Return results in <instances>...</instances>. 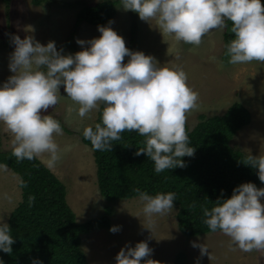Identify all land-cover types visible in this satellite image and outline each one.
I'll use <instances>...</instances> for the list:
<instances>
[{
    "label": "clouds",
    "instance_id": "9594fccd",
    "mask_svg": "<svg viewBox=\"0 0 264 264\" xmlns=\"http://www.w3.org/2000/svg\"><path fill=\"white\" fill-rule=\"evenodd\" d=\"M121 7L138 13L143 21L155 20L164 34L177 42L201 45L213 30L224 29L231 22L235 38L226 45L229 64L252 61L264 63V4L261 0H121ZM101 35L89 41L77 38L79 45L89 44L75 54H62L54 41L46 45L33 36L15 35V49L10 55L12 73L0 86V123L12 134V154L17 160L41 159L49 170L56 167L71 145L63 149L55 136L63 135L61 123L44 114L66 96L78 107L72 109L81 118L93 110H102V123L86 126L83 136L93 150L112 151L113 141L121 133L137 132L145 137V146L135 155H146L154 170L185 167L182 157H192L186 131L187 115L199 109V94L187 84V74L178 66L166 67L154 56L131 51L124 38L109 25H98ZM125 57H129L124 63ZM211 59L215 60V57ZM222 66V65H221ZM258 169L264 183V155H248L241 160ZM139 193L145 223L154 230V216H164L174 209L175 193ZM264 187L246 182L233 189L230 198L218 199L209 210L203 208L208 228L230 238V244L243 252L264 253ZM34 197H29V204ZM138 217V216H137ZM112 226L110 231H119ZM10 227L0 220V250L12 254L15 239ZM201 256L208 254L203 243L192 242ZM152 249L146 241L135 247L126 245L116 254V264H157L149 257ZM210 258V256H209ZM33 264H42L34 260Z\"/></svg>",
    "mask_w": 264,
    "mask_h": 264
},
{
    "label": "rangeland",
    "instance_id": "374dc122",
    "mask_svg": "<svg viewBox=\"0 0 264 264\" xmlns=\"http://www.w3.org/2000/svg\"><path fill=\"white\" fill-rule=\"evenodd\" d=\"M98 1L45 0L41 5H33L30 0H11L8 5L0 1V86L12 75L9 61L15 49L12 42L15 35L21 39L33 36L45 45L54 41L57 50L62 49L64 55L90 47L87 43L79 45L76 40L87 42L99 37L98 26L81 23L72 30L80 7ZM121 6L120 1L114 17L103 25L110 23L131 51L154 56L161 66L181 68L187 74L188 86L199 94V109L187 115L188 128L198 123L201 114L221 115L233 103H241L249 110L251 120L234 134L231 144L246 155H264V63L223 62L225 28L208 33L199 46L185 44L177 42L173 35L164 34L155 20L143 21L138 13L125 11ZM128 59L125 57L124 63ZM60 93V102L44 114L59 119L70 130V133L63 130V135L55 136V140L62 149L71 145V150L64 153L51 171L64 184L67 203L78 222L98 218L106 206L111 208L109 227L80 235V247L89 264H116L115 257L121 248L135 247L140 241L148 243L153 250L149 258L158 261L157 264H171L181 251L187 254L189 264H264V253L243 252L231 245L230 238L220 231L184 235L176 224V206L167 215L153 217L156 226L151 233L143 226L145 216L139 197L112 201L103 198L97 188L92 150L80 140L84 127L94 125L97 110L81 119L72 111L78 106L66 96L62 85ZM12 139V134L0 123V150L11 149ZM19 181L17 174L0 164V220L6 223L21 198ZM261 201L264 203V198ZM112 226H119L120 230L113 233ZM193 241L203 243L208 254L201 256L200 249L192 246Z\"/></svg>",
    "mask_w": 264,
    "mask_h": 264
},
{
    "label": "trees",
    "instance_id": "16d2710c",
    "mask_svg": "<svg viewBox=\"0 0 264 264\" xmlns=\"http://www.w3.org/2000/svg\"><path fill=\"white\" fill-rule=\"evenodd\" d=\"M0 1L8 5L11 0ZM30 1L41 5L45 0ZM120 1L100 0L93 5H82L72 31L81 23L95 26L108 23ZM261 2L264 4V0ZM231 27V22H226L221 52L225 63L228 62L226 45L235 38ZM102 110L103 105L97 111L94 125L102 123ZM198 118L192 129L186 124L189 146L195 148L194 156L181 158L185 167L166 169L159 174L150 158L135 155L137 149L145 146V137L137 132L121 133V140L113 141L112 151L93 150L91 142L81 133V142L93 153L99 194L112 201L139 197L136 189L153 196L173 192L179 230L186 236L213 232L203 222L206 219L203 208L211 210L218 199L230 198L233 189L242 183L252 182L258 188L264 183L258 178V169L241 161L248 155L231 144L234 134L251 120L243 104L235 102L221 115L201 114ZM0 164L19 176L21 189V198L7 221L9 234L15 239L13 251L8 254L0 250V264H33L34 260L42 264H89L80 247V235L109 227L111 208L106 206L102 216L80 223L67 203L64 184L39 158L17 160L11 148L0 150ZM30 196L34 197L31 205ZM171 264H189L187 254L179 252Z\"/></svg>",
    "mask_w": 264,
    "mask_h": 264
}]
</instances>
